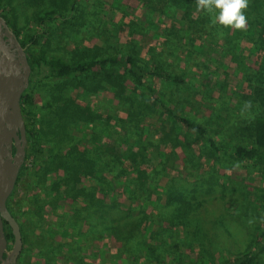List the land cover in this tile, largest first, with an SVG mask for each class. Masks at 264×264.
Returning <instances> with one entry per match:
<instances>
[{"label":"rangeland","instance_id":"374dc122","mask_svg":"<svg viewBox=\"0 0 264 264\" xmlns=\"http://www.w3.org/2000/svg\"><path fill=\"white\" fill-rule=\"evenodd\" d=\"M58 1L4 0L3 14L17 31L39 33L42 30L34 21L36 15ZM168 3L170 6L165 13H159L143 9L138 0H79L74 17L68 22L49 24L35 48L44 47L54 30L56 40L52 39V44L46 47L48 55L79 60L103 53L132 54L141 66H147L151 65L152 56H158L155 52L166 41V30L170 27H174L175 32L184 29L188 34L164 60L174 74H188V87L196 102L192 105L182 102L180 94L186 89L172 91L170 85L153 77H148L147 82L160 94L174 99L176 111L173 105L172 109L175 112L204 126L205 138H212L222 148V154L201 149L206 140L194 141L197 135L169 121L147 93V104L152 108L146 113L141 110V114L129 119L128 103L125 107L118 104L114 98L115 89H112L115 86L111 87L109 76L91 92L76 87L75 82L39 81L33 86V92L41 119L48 112L45 105L61 87L66 107L54 105L58 112L46 122L49 130L45 133L39 129L41 120L36 125L43 154L28 166L23 184L26 189L28 187L24 202L27 208L30 205L34 210L37 234L31 240L32 251L26 255L23 264H225L233 249H253L256 236L262 233L264 207L260 190L264 189V170L254 163L237 159L234 150L239 144L238 134L234 133L238 130V107L243 99L239 94L242 88L239 77L250 74L243 75L241 70L245 63L242 52L246 41L234 39L222 47L206 39L201 44L202 49L214 54L216 62L208 64L209 76L202 78L196 73L195 63H186L183 56L182 46L189 47L191 29V25L186 27L183 20L203 19L201 15L207 12L198 10L196 0H168ZM218 63L223 64L219 69L215 68ZM123 71L119 70L120 73ZM124 85L132 92L131 95L128 93L129 97L137 99L142 93L141 89L134 92L127 79ZM217 91H220V99L216 98ZM75 104H80V109L91 115L73 112L71 109ZM72 113L80 121L75 126L70 123ZM54 121H62L68 126V144L59 137H56L59 145L48 138L56 133L53 132ZM125 127L132 132L129 139L139 138L141 134L140 140L137 139L140 146L134 147L140 152L136 154L133 170L127 168L126 163L119 169L121 174L129 170V176H123L129 178L124 183V190L132 200L126 202L123 190L115 187L105 197V202L113 200L126 204L119 206L117 217L135 219L149 215L150 219L141 223L140 231L150 234L143 238L154 245L156 252L153 255L145 246L130 244L122 248L126 241L123 237L114 238L112 232L88 233L90 222L81 220L79 215L85 207L84 193H89L94 186L88 174L77 176L74 172L67 184L57 185L58 192L52 187L53 172L48 174L44 184L36 176L38 168L51 161L48 155L53 154L52 147L57 149L62 144L66 148L77 143L80 152L92 151L95 156L94 152L100 146L122 144L123 139H127L123 138ZM184 138L188 140L186 150L174 142ZM120 151H125V144ZM108 178L113 179V176ZM173 188L178 203L170 214H166L163 205ZM102 193L97 189L96 197L100 198ZM260 260L264 262V252Z\"/></svg>","mask_w":264,"mask_h":264},{"label":"trees","instance_id":"16d2710c","mask_svg":"<svg viewBox=\"0 0 264 264\" xmlns=\"http://www.w3.org/2000/svg\"><path fill=\"white\" fill-rule=\"evenodd\" d=\"M78 3L79 0H59L58 2L53 3L50 8L44 9L42 12L36 15L34 19L36 25L42 31L39 33L33 32L29 34H23L22 31H17L13 27L12 21H10L7 16L3 14L4 0H0V14H3L6 17L7 23L20 37L21 45L24 46L25 52L27 54L28 64L31 69L29 87L22 94L20 101L21 112L26 120L25 130L29 141V152L26 163L29 166L33 165L36 158L39 157V154H43L39 143L40 139L38 134H40V131H38L36 127L37 122L41 120L39 129L45 133V130H49V126L46 125V122L49 120V118H51V116H55L56 112H58L53 108L54 105L56 108L66 107L63 96L64 92L63 88L61 87L57 91L58 93L54 91V98L50 99L45 105L44 109L47 108L48 112L46 115H44L43 119H41L35 107L36 98L33 92V86L39 81L62 80L65 82V84H73L75 82L76 87H80V89L84 90L85 92H91L96 91L97 86L101 84L102 80H106L107 76L111 78V81H109L111 87L115 86L112 89H115L114 98L119 102L118 104L122 107H125L126 103H128L129 110L127 115L129 119H133L135 115L141 114V110L144 111L143 113H146L152 108V106L147 104L149 95L157 104L162 114L169 121H172L197 135L194 141L201 139L206 140V142L201 145V149L208 148L211 151L222 154V148L217 146L212 138H205L207 132L204 126L189 118L181 116L178 112H175L174 99L168 98L165 93L160 94L158 90H156L147 82L148 77H153L156 80L170 85L172 91L177 89L179 91H181V89H186L180 94L182 102L189 103L190 105L196 102V97L193 96V93L188 87L189 84L186 77L188 74L183 72L180 74H174V72L170 71L168 66H166L164 60L169 58V52H173V48L177 47V44L180 42L181 38L187 33V31L184 29L176 32L172 30L174 27L167 29L166 41H164L160 50L155 52V54H158V56H152L153 61L151 65L147 66H141L139 64L138 58L132 54L110 55L103 53L95 54L88 59L79 60H67L56 54L48 55V50L46 47L52 44V39L56 40L54 30L53 34L47 37L44 47L41 46L38 49L35 48L37 42L41 38L40 36L43 34L49 24L62 20L68 22L74 17ZM138 3L143 9H147L149 11H159V13H165V10L170 6L168 0H138ZM67 5H69L68 10ZM65 9L66 12H62ZM242 11L244 12L245 16H250V13L256 14L252 19L253 21H250V19L247 18V25L243 30L225 27L218 23L213 24V14L209 13L201 15L203 16V19L185 18L183 20L186 24V27L191 25L189 39L187 42V44L190 45L189 47L187 45L182 46L184 47L183 56L185 57L186 63H195L194 67L197 71L196 73L202 78H207L209 76L207 68L208 64L213 63L214 65L216 62V57L214 54L206 53L202 49L201 44L206 39L215 41L218 46L222 47L229 45L231 42L235 41L234 39H244L247 42L250 40L251 42L253 41L251 43L252 45L257 44L258 46L264 47V18L262 15H258V13L264 14V0H248V7ZM251 25L257 26L256 33H252L250 29ZM211 58L212 61L210 60ZM199 59H201V61ZM262 61L264 63V57L262 58ZM221 66H223V64L218 63L215 65V68L219 69ZM121 69L124 70L123 73L119 72ZM109 71H113L115 74L109 73ZM250 74L251 77L259 76V78H263L264 67L259 69L258 72H250ZM126 79L132 84L134 92L138 91L139 89L142 90V93L139 94V97H136L137 99L129 97L132 92L127 91V88L124 85ZM251 92L253 93L252 106L255 105V109L258 108L259 113L255 114L248 123H245V127L242 128L241 132L248 140L252 141V146L248 149L243 146L235 147V157L237 159L252 160L255 166L264 170V83H257L252 87ZM216 98L220 99V91H217ZM204 100L206 102L207 99L204 98ZM172 105L175 111L172 109ZM155 106L153 104L154 109H156ZM68 108H71L70 105H68ZM80 108V104H75L71 110L81 115L89 113V111L85 112ZM88 115H91V113ZM215 117H218L216 112ZM79 122L80 121L78 117L72 113V119L70 123L75 126ZM67 129L68 126L63 124L62 121H54L53 132L55 131L56 133H52V135H49L48 138H51V142H56L58 144L56 137H59L68 144L70 138L68 136ZM123 132V138H127L128 140L123 139L124 141L121 142L122 144L118 145L117 147H110L106 145L100 146L98 151L94 152L95 156H93L92 151L80 152L77 147V143L66 148H64L62 144L57 149L52 147L53 154L48 155L51 161L44 162L42 166L38 168L36 176L41 184H44L48 174L53 172L55 179L54 185H52V187L58 192L59 189L57 188V185L59 183L67 184L70 180V176L75 175L74 172H76L77 176L88 174L91 177V182L94 186L89 189V193H84L85 207L83 208L82 212H78L81 216V220H88L90 222L88 233L112 232L114 238L123 237L122 239L126 241L122 248H127L130 244H132L134 247L138 245L141 248L145 246L147 252L153 255L156 252L154 245L146 243L143 238V235L145 238H147V236H150V234L143 230L140 231L141 223L147 218L150 219L149 215L146 216L143 214L142 216L135 219H124L123 216L117 217L116 211L120 210L119 206L124 205L125 203L122 202V204L113 200L109 203L105 202V197H107V195L110 194L115 187H119V189L123 190L122 194H124V197L126 198V200H124L126 202H131L132 200L128 197L124 190V183L126 180H129V178H123V176H129V170L127 169V173L121 174L119 173V169L126 163L127 168H132L133 170L134 161L137 158L136 154L137 152H140L134 147L138 148V146H140L139 140L141 134H139V138L137 137L129 139V136L132 132H130L127 127H125V131ZM127 133L128 135L126 136ZM234 134H238V130L237 133ZM175 140L176 141L174 142L176 145H179L181 148L183 147V150H186L185 146H187L188 143L187 138H184L183 141L178 139ZM123 144H125L124 152L120 151V148ZM188 156L190 155H187V157ZM100 167L101 170L99 169ZM59 172H61V174ZM106 175L108 177L112 175L113 179H109ZM97 189H101L103 192L100 198L96 197ZM263 190H260L262 191L260 197L264 207ZM174 194L175 188H173V191L168 193L166 204L163 205V207H165L164 212L166 214H170V210L174 209L176 203H178L174 198ZM156 201L157 199H155V202ZM167 208L170 209L168 210ZM262 222L264 223V218ZM146 230L148 232V228ZM254 242V247L251 250L246 251L243 249L242 251H239L238 249H233L231 252V258L227 260L225 264H264V262L260 260V255L264 252V225H262V233L256 236Z\"/></svg>","mask_w":264,"mask_h":264},{"label":"water","instance_id":"95a60500","mask_svg":"<svg viewBox=\"0 0 264 264\" xmlns=\"http://www.w3.org/2000/svg\"><path fill=\"white\" fill-rule=\"evenodd\" d=\"M0 25L6 27L2 17H0ZM6 34L16 45L18 61L14 63L13 53L7 48L0 57V213L13 228L17 251L21 248L20 234L6 210L5 201L13 190L19 169L24 161L27 139L20 98L29 87L31 69L25 52L18 44L13 32L6 28ZM13 140L15 144H18L14 156L10 152ZM0 233L2 236L1 228Z\"/></svg>","mask_w":264,"mask_h":264},{"label":"flooded vegetation","instance_id":"af4514ba","mask_svg":"<svg viewBox=\"0 0 264 264\" xmlns=\"http://www.w3.org/2000/svg\"><path fill=\"white\" fill-rule=\"evenodd\" d=\"M0 17L4 19L6 24V27L4 25H0V57L3 55V52L7 48L9 52L13 53L14 63H15L16 61H18L16 45L13 44L11 38L6 34V28L13 32L18 44L20 45V47H22L24 52L25 49L24 46L21 45V39L16 33V31L12 27H10V25L7 23L6 17L3 14H0ZM25 55L27 59L26 52ZM20 72H22V70H20ZM23 119L25 124L26 120L24 116ZM26 139H27V145L24 148L25 154H24L23 164L19 169L13 190L5 201L6 210L19 230L21 248L16 251L15 235L13 232V228L11 227L10 223L0 213V228L2 230V236L0 233V264H23V260L26 257V255L32 251L30 247L31 240L33 236L37 234L36 219L33 217L34 210L31 208L30 205L27 208L24 202V197H26L25 193L28 191V187L26 189L25 185L23 184V176L25 174V171L28 169L27 167L29 166L26 163L29 152V141H28L27 133H26ZM16 145L18 144H15V141L13 140L12 148L10 150L12 156H14V154L16 153V149H17ZM27 209L30 210L27 212Z\"/></svg>","mask_w":264,"mask_h":264},{"label":"crops","instance_id":"0c3cea01","mask_svg":"<svg viewBox=\"0 0 264 264\" xmlns=\"http://www.w3.org/2000/svg\"><path fill=\"white\" fill-rule=\"evenodd\" d=\"M256 14L250 13V16H246V18H249L250 21H253V17ZM258 15H262L264 18L263 13H258ZM248 20V19H247ZM250 29L252 33H256L257 26L251 25ZM246 41V40H245ZM253 42V41H252ZM250 40L248 42L246 41V46H244L245 50L242 52L244 57V64L241 67V70L244 72L243 75L246 73H256L259 71V69L264 67V63L262 61V58L264 57V47L258 46L257 44L252 45ZM242 79V81H241ZM239 82H242V88L239 90V94L243 99L240 100L239 104V112H238V119H239V125H238V147H245L246 149L250 148L252 146V141L248 140L245 135H243L242 128L245 127V123H248L250 119L255 115L258 114V108L255 109V105L252 106V98L253 93L252 87L255 86L257 83H264V76L263 78H259V76H252L251 74L245 75L244 77H239ZM250 101L251 106L250 108L245 107V102ZM243 161H248L250 163H254L252 160L243 159Z\"/></svg>","mask_w":264,"mask_h":264},{"label":"clouds","instance_id":"9594fccd","mask_svg":"<svg viewBox=\"0 0 264 264\" xmlns=\"http://www.w3.org/2000/svg\"><path fill=\"white\" fill-rule=\"evenodd\" d=\"M198 10L213 14L212 23L225 27L243 30L247 18L242 10L248 7V0H196ZM245 107L250 108L251 102L246 101Z\"/></svg>","mask_w":264,"mask_h":264}]
</instances>
